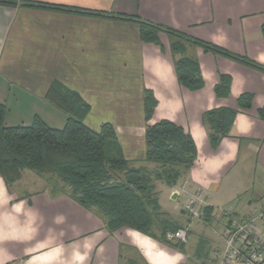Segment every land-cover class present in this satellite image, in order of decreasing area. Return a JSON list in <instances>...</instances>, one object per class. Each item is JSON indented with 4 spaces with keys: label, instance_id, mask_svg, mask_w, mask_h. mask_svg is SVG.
Masks as SVG:
<instances>
[{
    "label": "crops",
    "instance_id": "0c3cea01",
    "mask_svg": "<svg viewBox=\"0 0 264 264\" xmlns=\"http://www.w3.org/2000/svg\"><path fill=\"white\" fill-rule=\"evenodd\" d=\"M26 1L89 13L0 5V104L7 109V127L28 126L38 116L63 128L67 117L47 100L58 81L90 105L88 127H114L132 166L153 169L145 161L148 125L168 120L190 134L198 156L181 180L188 199L201 192L205 206L215 210L211 201L225 196L240 217L264 202V73L196 46L174 55L166 34L160 35L161 50L141 40L136 21L117 18L173 28L264 66V0ZM183 58L197 60L201 90L179 84L175 61ZM219 75L232 79L226 99L215 95ZM146 91L157 100L148 123ZM244 94L252 95L251 108L239 110L230 136L214 150L203 115L238 109ZM27 171L13 185L0 181V264H188L194 258L186 248L179 251L129 228L110 233L100 215L62 193V183L50 185L49 177Z\"/></svg>",
    "mask_w": 264,
    "mask_h": 264
},
{
    "label": "trees",
    "instance_id": "16d2710c",
    "mask_svg": "<svg viewBox=\"0 0 264 264\" xmlns=\"http://www.w3.org/2000/svg\"><path fill=\"white\" fill-rule=\"evenodd\" d=\"M18 4L89 13L26 0H0V5L15 7ZM117 18L136 21L140 26L141 40L159 46L161 50L163 46L160 35L166 34L174 55L182 54L188 46H196L205 53L223 56L264 73V66L246 57L192 38L173 28L136 17ZM262 34L264 37V25ZM175 70L182 87L192 92L204 87L197 60L177 59ZM231 83L230 76L219 75V82L215 86L216 97L228 98ZM47 100L67 115L63 128L51 127L38 116L28 126L7 127V109L4 104H0V181L3 180L8 186L13 185L22 179L25 170L40 177H49L51 181L63 184V194L81 207L100 215L110 233L129 228L183 252L186 244L167 239L169 232L183 227L160 212L153 183L154 180H164L174 186L190 174L198 156L192 136L168 120L148 125L145 161L151 164L153 169L135 167L124 157L112 125L104 124L99 131L86 125L85 119L90 113V105L76 91L55 81L48 91ZM252 101V95L244 94L237 100L238 109H214L203 115L202 121L214 150L219 148L223 139L230 136L239 110L250 109ZM156 105L157 100L153 93L146 91L147 123L152 119ZM260 114L264 117L263 111ZM213 211L212 207L205 206L201 220L207 224L212 223ZM201 249L203 246L201 244L200 247L199 242L194 258L188 264H196L194 259L197 260L202 254ZM131 264L143 263L131 261Z\"/></svg>",
    "mask_w": 264,
    "mask_h": 264
},
{
    "label": "rangeland",
    "instance_id": "374dc122",
    "mask_svg": "<svg viewBox=\"0 0 264 264\" xmlns=\"http://www.w3.org/2000/svg\"><path fill=\"white\" fill-rule=\"evenodd\" d=\"M65 116L67 117L66 114ZM27 172H30V174H33L34 176H38L31 171ZM43 180L45 182V179ZM49 181L50 185L60 184L51 181V179H49ZM182 184L183 183L181 180L178 181V183L174 186L169 185L164 180H154L153 188L159 204V210L162 214L168 216V218H171L172 221L179 222L182 224L181 226L183 228L188 229L189 236L185 248L189 256L194 255L199 242L200 247L202 244L203 249L200 250L202 254L197 260L194 259L196 264H218L225 248V242L222 238V233L228 221L225 217L224 218L226 220L222 217V213L224 210L231 209V206L234 205V202L233 200H229L224 195V197H221L220 199L215 196L214 198H216V200L211 201L215 209L214 219L212 220V223L210 222V224H207L200 218L189 217V215L186 213L185 206L190 198H187V193L184 189H182ZM24 188L26 190H33L34 188H37V186L26 185ZM175 190L182 191V194L178 197V199H174V196L176 195ZM204 201L206 202L205 196ZM220 215L221 217L219 218L218 216ZM132 261L135 263L138 262L137 260Z\"/></svg>",
    "mask_w": 264,
    "mask_h": 264
},
{
    "label": "built area",
    "instance_id": "2783aa9c",
    "mask_svg": "<svg viewBox=\"0 0 264 264\" xmlns=\"http://www.w3.org/2000/svg\"><path fill=\"white\" fill-rule=\"evenodd\" d=\"M205 207L201 192L191 196L185 211L191 218H200ZM228 220L222 238L225 248L218 264H264V202L251 208L243 216H236L229 209L225 213ZM188 229L181 228L169 232L167 239L171 242L186 244Z\"/></svg>",
    "mask_w": 264,
    "mask_h": 264
}]
</instances>
